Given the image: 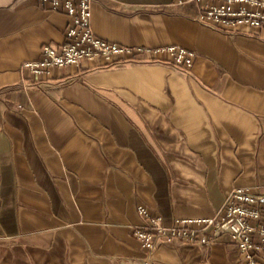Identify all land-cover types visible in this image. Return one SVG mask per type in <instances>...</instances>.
<instances>
[{
    "label": "crops",
    "instance_id": "1",
    "mask_svg": "<svg viewBox=\"0 0 264 264\" xmlns=\"http://www.w3.org/2000/svg\"><path fill=\"white\" fill-rule=\"evenodd\" d=\"M173 1L91 0L97 38L148 52L36 77L22 64L61 45L69 18L0 0V264H245L225 233L151 251L132 236L138 206L169 227L235 188L264 194V40ZM170 46L193 66L156 53Z\"/></svg>",
    "mask_w": 264,
    "mask_h": 264
},
{
    "label": "built area",
    "instance_id": "2",
    "mask_svg": "<svg viewBox=\"0 0 264 264\" xmlns=\"http://www.w3.org/2000/svg\"><path fill=\"white\" fill-rule=\"evenodd\" d=\"M51 11L69 18L64 42L58 47L44 45L40 58L22 64V69L36 77L44 76L52 68L80 67L84 61L100 59L112 63L148 52L132 49L97 38L91 30V0H38ZM174 7H196V21L213 30H249L264 40V0H174ZM170 53L176 66L190 69L196 53L170 46L156 53ZM142 227L133 229V238L151 251L175 240L194 244H209L210 237L229 235L244 256L245 264H261L264 256V194L244 188L233 189L220 211L204 219H177L165 227L149 209L138 206ZM264 264V261H263Z\"/></svg>",
    "mask_w": 264,
    "mask_h": 264
}]
</instances>
